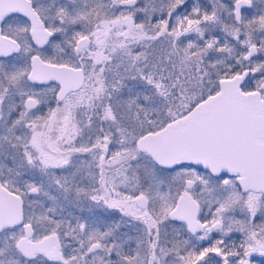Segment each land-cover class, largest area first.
Instances as JSON below:
<instances>
[{"label": "snow or ice", "instance_id": "6c2138e0", "mask_svg": "<svg viewBox=\"0 0 264 264\" xmlns=\"http://www.w3.org/2000/svg\"><path fill=\"white\" fill-rule=\"evenodd\" d=\"M0 264H264V0H0Z\"/></svg>", "mask_w": 264, "mask_h": 264}]
</instances>
